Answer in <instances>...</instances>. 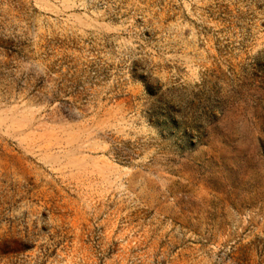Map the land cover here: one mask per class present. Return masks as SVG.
Wrapping results in <instances>:
<instances>
[{"label":"rangeland","instance_id":"1","mask_svg":"<svg viewBox=\"0 0 264 264\" xmlns=\"http://www.w3.org/2000/svg\"><path fill=\"white\" fill-rule=\"evenodd\" d=\"M0 264H264V0H0Z\"/></svg>","mask_w":264,"mask_h":264}]
</instances>
